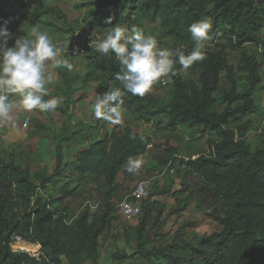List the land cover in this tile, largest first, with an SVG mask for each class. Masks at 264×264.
I'll return each mask as SVG.
<instances>
[{
    "label": "trees",
    "instance_id": "obj_1",
    "mask_svg": "<svg viewBox=\"0 0 264 264\" xmlns=\"http://www.w3.org/2000/svg\"><path fill=\"white\" fill-rule=\"evenodd\" d=\"M57 0H19V7L42 6ZM88 7L83 21L90 31L105 30L115 24L129 29L136 26L141 31L144 24H158L161 34L168 39L169 48H180L187 54L193 47L188 25L200 20L212 22L210 41L213 48H206L203 61L196 62L187 72L198 73L197 80H183L180 65L177 75L171 77L172 90L166 99H159L151 92L133 96L123 92V107L131 111L143 124L154 123L173 129L177 126L201 127L203 132L215 135V142L208 141V152L185 163L184 176L197 178L198 195L221 218V229L203 238L196 245L175 242V245L150 247L149 230L156 226L153 213L158 217L164 208L145 199L141 203V216L135 227H128L113 236L122 240L135 256L156 264H264V142L252 151L246 142L249 125L230 128L241 117L254 111L252 96L261 83V64L244 50L252 45L261 50L264 42V0H87ZM63 22L65 16L53 9ZM111 17L112 25L105 21ZM22 18L11 9V0H0V25L7 22L9 31ZM37 20V18H35ZM82 61L85 73L79 78L73 69L56 68L58 79L51 86L53 96L62 98L56 109L62 120L56 136L55 168L50 175L38 172L33 175L27 164L23 167L13 154L0 157V264H99L101 238L114 220L112 198L116 181L129 161L142 157L152 145L149 137L136 133L130 127L114 126L100 141L79 152L75 170L79 178L94 176L102 179L107 191L105 205L98 213L84 211L71 221L65 202L66 196L52 198L48 186L57 179L64 167V143L73 137L70 111L74 107V85L98 83L101 95L112 87L123 86L115 79L119 61L114 54L104 56L89 47V40L82 43ZM241 50L237 70L229 64L228 51ZM70 63L75 56L63 54ZM264 60V51L262 52ZM246 75L247 85L237 88L236 73ZM222 77L227 91L222 92L220 113L214 111ZM50 93V94H51ZM50 98V96H49ZM48 98V99H49ZM238 104V105H236ZM180 151L168 148L166 159L175 161ZM167 163V161L165 162ZM185 190L173 194L178 196ZM193 192L187 193L177 213L188 209L194 201ZM14 237L41 246L39 260L23 253H13L9 244ZM177 248L189 253L188 258L175 257ZM171 251V252H170ZM114 261L122 264L129 255L114 254Z\"/></svg>",
    "mask_w": 264,
    "mask_h": 264
},
{
    "label": "rangeland",
    "instance_id": "obj_2",
    "mask_svg": "<svg viewBox=\"0 0 264 264\" xmlns=\"http://www.w3.org/2000/svg\"><path fill=\"white\" fill-rule=\"evenodd\" d=\"M87 0H57L42 6L19 7V0H11V9L22 18L10 31L13 40L8 42L12 46L16 37L26 35L32 26H38L41 31L47 32L54 43L66 46L63 54L79 48L85 39L90 38L92 31L84 23L83 17L88 9L84 4ZM53 9L65 16L66 21L58 19ZM37 18V20L35 19ZM97 39L107 31H95ZM142 32L145 35L154 36L160 47L169 48V41L161 34L158 24H144ZM264 42V31L261 33ZM215 43L207 44V48H213ZM249 56H253L261 64L259 73L261 83L257 86L252 99L254 111L240 118L239 122L230 125L234 129L238 125H249L246 134V142L252 151L260 149L264 142V60L261 50L252 45L244 47ZM228 61L235 70L239 67L241 50L227 52ZM71 57L70 59H72ZM73 74L81 78L85 73V63L81 56L72 59ZM55 70V69H54ZM183 80H197L198 73L181 72ZM237 88L239 91L247 85V77L239 72L236 73ZM171 81L167 85L157 83L151 93L159 99H166L172 90ZM227 84L222 77L220 90L216 94L214 111L222 110L221 96L227 91ZM74 107L70 111L71 123L74 134L72 139L64 143V161L61 175L48 186L49 195L54 199L66 196L65 202L68 207L71 221L75 220L79 213L89 211L98 213L105 205V193L107 188L102 179L94 176L79 178L75 172L77 168L76 158L79 152L86 150L91 144L100 141L114 126L120 129L130 127L136 133L149 137L152 145L146 154L135 158L140 166L132 172L128 171L131 166L127 165L119 174L116 181V191L111 200L114 207L112 214L114 220L101 238L102 249L99 264H122L114 261V254L129 255L131 259L123 264H156L135 256L125 243L115 241L113 236L128 227H135L141 216V203L148 199L156 202L164 208V212L158 217V210L153 213L156 226L149 230L150 247L157 249L159 246L175 245V242H185L196 246L200 240L220 231L221 218L212 213V209L204 202L203 195H198L197 190L200 182L197 178L184 176L185 163L189 159H195L198 155L208 152V141L215 142L217 137L203 132L201 127L177 126L173 129L166 127V120L162 118V125L154 123L143 124L131 112L124 113V122L120 125H112L95 118L92 105L95 97L101 93V85L91 83L81 84L78 79L74 85ZM54 86L49 85V92ZM12 95V94H10ZM50 96H53L51 93ZM49 96L44 97L47 100ZM238 105V104H236ZM16 126H10L0 122V157L7 158L9 154L16 156L18 163L23 167L27 164L33 175L44 172L52 174L55 168L56 136L60 133L62 118L56 110L54 112H31L15 111ZM168 148H177L180 153L176 157L167 160L165 153ZM167 161V163H165ZM185 190L177 200L173 194ZM193 192L194 201L188 209L182 213L177 210L182 206L187 193ZM20 238V237H19ZM171 252V251H170ZM175 257L188 258L189 253L177 248L171 252ZM197 264H203L198 262Z\"/></svg>",
    "mask_w": 264,
    "mask_h": 264
},
{
    "label": "clouds",
    "instance_id": "obj_3",
    "mask_svg": "<svg viewBox=\"0 0 264 264\" xmlns=\"http://www.w3.org/2000/svg\"><path fill=\"white\" fill-rule=\"evenodd\" d=\"M105 23L112 25V18ZM211 29L209 19L188 25L194 43L187 54L180 48L160 47L154 36L145 35L136 26L129 29L115 24L95 40L93 37L97 33L93 31L89 47L94 46L95 51L104 56L115 55L119 61L115 79L123 86L121 89L109 85L102 95H96L91 106L95 118L112 125L122 124L125 113L123 92L143 97L157 83H167L177 75V63L179 70L187 71L194 63L203 61ZM13 38L7 22L0 25V122L15 127V111L54 112L63 103L61 97L50 96L49 85L58 79L54 69L71 71L73 65L63 55L66 46L54 43L38 26H32L26 35L16 37L12 46H8ZM46 96L50 98L45 100ZM129 163V172L140 166L139 161L130 160Z\"/></svg>",
    "mask_w": 264,
    "mask_h": 264
},
{
    "label": "built area",
    "instance_id": "obj_4",
    "mask_svg": "<svg viewBox=\"0 0 264 264\" xmlns=\"http://www.w3.org/2000/svg\"><path fill=\"white\" fill-rule=\"evenodd\" d=\"M83 53L82 46L79 48H75L73 50H70L68 54L72 56H77L79 54ZM171 81L168 80L167 83H162V85H167ZM10 250L13 253H23L26 254L28 257L39 260L42 256L41 253V246L39 244L28 242L22 238L14 237L12 238L10 244H9Z\"/></svg>",
    "mask_w": 264,
    "mask_h": 264
}]
</instances>
